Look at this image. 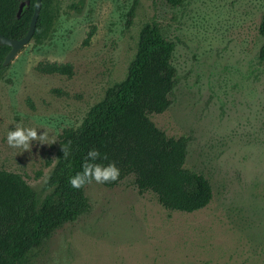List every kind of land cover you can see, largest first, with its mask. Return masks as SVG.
<instances>
[{
  "label": "rangeland",
  "instance_id": "rangeland-1",
  "mask_svg": "<svg viewBox=\"0 0 264 264\" xmlns=\"http://www.w3.org/2000/svg\"><path fill=\"white\" fill-rule=\"evenodd\" d=\"M135 1L46 0V28L0 70V167L44 195L61 134L125 78L153 22L176 44L177 77L170 107L149 116L169 137H190L185 166L209 179L213 199L170 211L134 176L87 184L89 209L25 264H264V0H138L128 26ZM53 64L72 74L49 72ZM21 121L54 140L10 147L7 132Z\"/></svg>",
  "mask_w": 264,
  "mask_h": 264
},
{
  "label": "trees",
  "instance_id": "trees-1",
  "mask_svg": "<svg viewBox=\"0 0 264 264\" xmlns=\"http://www.w3.org/2000/svg\"><path fill=\"white\" fill-rule=\"evenodd\" d=\"M22 1L27 4L18 17ZM37 0H0V33L20 39L29 29ZM173 6L183 0H168ZM138 0L128 13L133 23ZM46 0L36 32L48 24ZM264 37V10L259 26ZM176 44L160 27L146 22L141 28L137 52L123 80L111 86L102 100L93 105L77 128L61 134L58 159L40 195L16 172L0 167V264H25L30 252L67 222L75 221L89 209L85 187L74 189L70 177L82 171L87 152L98 149L108 162L120 168L119 185L134 176L140 192L152 191L170 211L192 213L207 207L214 196L209 179L185 166L190 137H169L151 120L150 114L163 113L171 105L177 69L172 59ZM11 47L0 45V70ZM260 57L264 59V45ZM49 72L72 74L71 65L53 64ZM68 151L65 157L64 151Z\"/></svg>",
  "mask_w": 264,
  "mask_h": 264
},
{
  "label": "clouds",
  "instance_id": "clouds-1",
  "mask_svg": "<svg viewBox=\"0 0 264 264\" xmlns=\"http://www.w3.org/2000/svg\"><path fill=\"white\" fill-rule=\"evenodd\" d=\"M37 127L25 126L23 121L17 123L13 129H10L6 135V141L12 148L28 151L33 147V142L39 145H50L54 138L50 137L47 131L42 133ZM64 155L68 156V151L65 149ZM108 157L102 154L98 149L92 148L87 152L82 164V171L77 172L70 177L69 183L74 189H81L87 184L93 182L97 184H105L118 181L120 177V168L116 162L104 163Z\"/></svg>",
  "mask_w": 264,
  "mask_h": 264
},
{
  "label": "water",
  "instance_id": "water-1",
  "mask_svg": "<svg viewBox=\"0 0 264 264\" xmlns=\"http://www.w3.org/2000/svg\"><path fill=\"white\" fill-rule=\"evenodd\" d=\"M27 1H22L18 11V17L21 16ZM42 9V0H37L34 8V13L30 22L29 29L26 35L20 39L11 38L0 33V45H9L11 49L5 56L3 66L11 64V62L17 57L22 49L32 40L36 32L37 24L39 21L40 13Z\"/></svg>",
  "mask_w": 264,
  "mask_h": 264
}]
</instances>
